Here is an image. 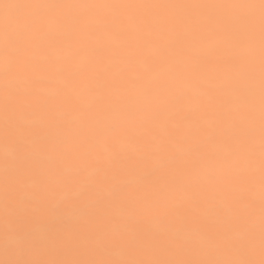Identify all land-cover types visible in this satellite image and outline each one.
<instances>
[{"label": "snow or ice", "instance_id": "obj_1", "mask_svg": "<svg viewBox=\"0 0 264 264\" xmlns=\"http://www.w3.org/2000/svg\"><path fill=\"white\" fill-rule=\"evenodd\" d=\"M0 264H264V0H0Z\"/></svg>", "mask_w": 264, "mask_h": 264}]
</instances>
